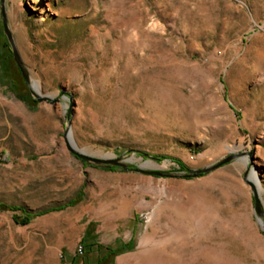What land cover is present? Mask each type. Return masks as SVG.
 I'll return each mask as SVG.
<instances>
[{
    "label": "rangeland",
    "instance_id": "374dc122",
    "mask_svg": "<svg viewBox=\"0 0 264 264\" xmlns=\"http://www.w3.org/2000/svg\"><path fill=\"white\" fill-rule=\"evenodd\" d=\"M5 10L31 88L49 99L36 100L10 58L0 12V264H79L83 236L108 247L133 238L101 264H264V0H5ZM228 155L193 177L148 172ZM85 250L86 264L104 253Z\"/></svg>",
    "mask_w": 264,
    "mask_h": 264
},
{
    "label": "water",
    "instance_id": "95a60500",
    "mask_svg": "<svg viewBox=\"0 0 264 264\" xmlns=\"http://www.w3.org/2000/svg\"><path fill=\"white\" fill-rule=\"evenodd\" d=\"M0 12H1V22H2L3 32L5 34V37H6L8 44L10 46L12 58L16 64L17 68L19 69L22 78L26 82L27 86L30 88L31 93L33 94V96L36 98L37 101L48 100L49 99L48 97H40L31 88V80H30L29 72H28L26 66L24 65L16 47H15V44L13 41V36H12V33H11L10 28L8 26L7 15H6V10H5V0H0ZM68 150L73 155H75L78 159L84 161L85 163L93 165V166H97V167L121 166L123 169H127L126 164L120 162V157H117V158L94 157L91 155H87L83 152H80L71 146H68ZM233 157H234V155H228V156L218 160L217 162L211 164L210 166H207L204 168H199V169H187V172L181 173V174H166V173H162L159 171H148V172L151 174L159 175V176L193 177V176H197L199 174L208 172L210 170H213V169L217 168L218 166H221L222 164L230 161ZM253 197H254L255 210L258 214H260L262 216V212H261L260 205H259V200L257 198L255 191H254Z\"/></svg>",
    "mask_w": 264,
    "mask_h": 264
},
{
    "label": "trees",
    "instance_id": "16d2710c",
    "mask_svg": "<svg viewBox=\"0 0 264 264\" xmlns=\"http://www.w3.org/2000/svg\"><path fill=\"white\" fill-rule=\"evenodd\" d=\"M5 46H8V44L6 43ZM9 56H10V58L12 57L10 50H9ZM113 167H115V166H108V168H113ZM73 203H74V198L70 199L69 201H67L66 203H64L62 205L49 207V208L38 210L35 212H29V213H26L21 218L14 216L13 219L15 222L27 223L31 217L44 215V214H47V213L52 212V211H59V210L65 209L66 207L71 206ZM4 207H5V205L0 204V209H2ZM92 225H93V223H91V222L88 223V227L85 230V234H87V236L91 234ZM88 237H90V236H88ZM132 240H133V238L131 237L128 240V242L125 244H119V245H116L114 247H108V246H105V245H102L100 243H96L93 241L88 242L87 239H84V236H83L82 239L80 240V243H79L80 252H77L76 256L79 257V264H86L85 263V255L88 253V251L85 250V248L87 246H93L94 245V246H96V249L104 251L103 255L99 258V260L96 261V264H101L104 261H108V258L114 256L115 254L121 253L124 250H129L130 249L129 244L132 242ZM67 264H77V263L74 262L73 260H71Z\"/></svg>",
    "mask_w": 264,
    "mask_h": 264
},
{
    "label": "bare ground",
    "instance_id": "6f19581e",
    "mask_svg": "<svg viewBox=\"0 0 264 264\" xmlns=\"http://www.w3.org/2000/svg\"><path fill=\"white\" fill-rule=\"evenodd\" d=\"M68 138H69L70 143H71L72 145H75L74 142H73V140H72V135H71V132H70V131H69V133H68ZM256 177H257V176H256V174H255V171H252L251 179H252V181L254 182L256 188L259 189V188H260V185H259V183H258Z\"/></svg>",
    "mask_w": 264,
    "mask_h": 264
},
{
    "label": "built area",
    "instance_id": "2783aa9c",
    "mask_svg": "<svg viewBox=\"0 0 264 264\" xmlns=\"http://www.w3.org/2000/svg\"><path fill=\"white\" fill-rule=\"evenodd\" d=\"M77 252H80V246H78V248H77Z\"/></svg>",
    "mask_w": 264,
    "mask_h": 264
}]
</instances>
